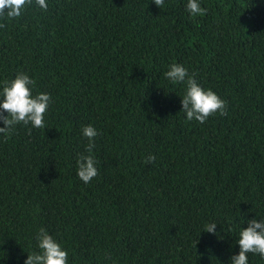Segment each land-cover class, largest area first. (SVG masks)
<instances>
[{
    "label": "trees",
    "instance_id": "trees-1",
    "mask_svg": "<svg viewBox=\"0 0 264 264\" xmlns=\"http://www.w3.org/2000/svg\"><path fill=\"white\" fill-rule=\"evenodd\" d=\"M198 2L206 14L193 17L188 0H47L46 12L33 2L0 19V92L25 73L33 96H51L44 128L0 134V264L38 252L41 228L68 264L239 254V233L264 219V0ZM173 63L227 114L189 121L186 84L164 75ZM87 125L98 175L84 183ZM248 264L264 258L249 253Z\"/></svg>",
    "mask_w": 264,
    "mask_h": 264
},
{
    "label": "clouds",
    "instance_id": "clouds-1",
    "mask_svg": "<svg viewBox=\"0 0 264 264\" xmlns=\"http://www.w3.org/2000/svg\"><path fill=\"white\" fill-rule=\"evenodd\" d=\"M35 5L43 11L48 10L47 0H0V19L9 21L19 18L27 6ZM156 6L162 8L165 0H153ZM186 10L191 16H203L206 10L202 8L198 0H188ZM0 24V28L4 27ZM165 77L173 84H186V91L182 97V111L186 113L189 121L195 119L204 123L210 116L217 113L226 115V102L222 100L211 89L205 90L197 80L195 74H189L188 70L180 64L173 63ZM36 81L25 73H20L12 81H5L3 90L0 92V134L8 138L15 130V126L31 124L35 128H44V116L51 102V96L47 93H39L33 96L32 89ZM7 113V115H5ZM58 131V130H57ZM83 136L89 141L86 145L87 155H80L77 160L78 177L89 183L98 175L95 167V159L91 155L95 148V137L97 130L87 125L82 129ZM156 157L149 155L144 162L154 163ZM215 223L205 226V232L216 233ZM38 252L28 254L24 264H68V253L61 245L48 233L45 228H41L36 236ZM239 254L231 257V264H248V254H258L264 258V219H251L248 227L243 228L238 239Z\"/></svg>",
    "mask_w": 264,
    "mask_h": 264
}]
</instances>
